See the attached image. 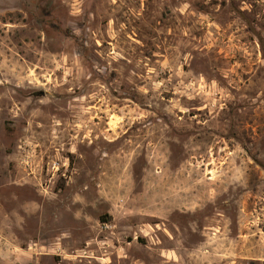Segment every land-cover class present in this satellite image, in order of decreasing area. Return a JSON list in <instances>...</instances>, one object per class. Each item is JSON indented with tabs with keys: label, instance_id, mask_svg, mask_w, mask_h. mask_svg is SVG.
<instances>
[{
	"label": "rangeland",
	"instance_id": "1",
	"mask_svg": "<svg viewBox=\"0 0 264 264\" xmlns=\"http://www.w3.org/2000/svg\"><path fill=\"white\" fill-rule=\"evenodd\" d=\"M0 264H264V0H0Z\"/></svg>",
	"mask_w": 264,
	"mask_h": 264
}]
</instances>
